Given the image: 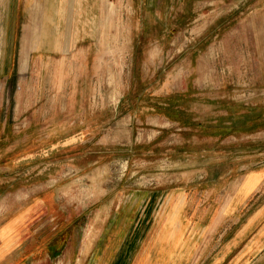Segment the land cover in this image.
I'll list each match as a JSON object with an SVG mask.
<instances>
[{"label": "rangeland", "instance_id": "374dc122", "mask_svg": "<svg viewBox=\"0 0 264 264\" xmlns=\"http://www.w3.org/2000/svg\"><path fill=\"white\" fill-rule=\"evenodd\" d=\"M0 162V224L47 194L86 261L172 193L227 240L264 199L237 203L264 173V0H0Z\"/></svg>", "mask_w": 264, "mask_h": 264}, {"label": "crops", "instance_id": "0c3cea01", "mask_svg": "<svg viewBox=\"0 0 264 264\" xmlns=\"http://www.w3.org/2000/svg\"><path fill=\"white\" fill-rule=\"evenodd\" d=\"M29 34L28 29L24 30L20 71L27 67L28 49L32 45ZM28 158L33 159V156ZM34 162H25L27 170ZM2 163L0 187L8 186L9 181L17 185L16 177L7 179V168L2 167ZM40 166H43L41 161ZM263 177L262 172H252L247 176L245 184L250 186L246 190L243 186L240 199L237 194V203L251 194V197H264V192L257 193ZM47 181L40 178L41 186H45L41 189L48 188ZM150 197L149 202L153 199V196ZM188 200L186 193L170 194L159 215L149 207L150 203L137 210L132 207L120 210L116 215L119 219L113 222L115 227H111L113 230L108 231L105 240L93 248L86 261L77 245L79 243L75 248L73 242L70 245L72 236L69 235L64 242V232L70 222L66 226L62 220L58 222V209L49 202L47 194L40 193L39 197L23 205L0 224V264H55L58 258L63 264H264V199L252 209L245 224L237 227L227 240L212 242L214 246L210 250L207 226L192 219L197 212L187 207ZM237 203L229 205L230 213L238 210L240 205ZM206 212L199 209L198 216L204 217ZM73 219L71 217V225ZM68 246L72 250L70 254ZM126 248L129 251L124 252ZM105 250L109 252V257L101 262L104 257L98 256Z\"/></svg>", "mask_w": 264, "mask_h": 264}]
</instances>
